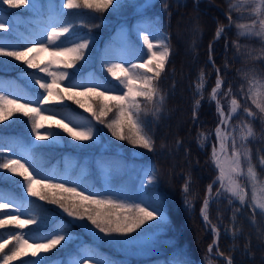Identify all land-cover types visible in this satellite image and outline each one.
<instances>
[{
	"label": "trees",
	"instance_id": "trees-1",
	"mask_svg": "<svg viewBox=\"0 0 264 264\" xmlns=\"http://www.w3.org/2000/svg\"><path fill=\"white\" fill-rule=\"evenodd\" d=\"M61 2L62 0H37V10L27 8V6H25L26 11L18 9L22 16L20 17L19 14L13 17L15 27L27 30L37 15L51 10L62 11L65 14L63 18L68 19L74 25L73 35L84 32L90 35L89 49H86L89 53L88 60L86 63L78 62V64L84 63V67L82 70L77 69L76 74L83 75L87 81L102 84L107 81L105 86H119L118 81L106 71L102 46L114 27L118 26L122 20L138 14V12L134 13L132 7V3L136 1L120 0V6H110L104 12L83 8L63 9L60 7ZM165 3L168 5L167 10L164 8ZM150 5L153 6L146 8L141 17L153 19L168 34L170 47L169 63L166 64L165 72L158 83V87L165 96L161 112L153 116L152 105L142 102L144 111L141 116L148 122V128L154 139V151L149 152L134 147L127 140H117L105 124L100 123L92 115V112L80 107L74 102L75 99L68 98L60 104L44 101L43 107L51 110L59 109L66 116L69 115L76 119L79 124H85L87 131L91 130L93 133L92 140H76L66 130L59 131L53 126L54 133L58 134L60 139L53 140L52 143L37 142L31 139L33 132L28 118L20 112H15L8 120L0 121V145L9 142L19 146L23 145L31 152L34 162L43 168L54 164L71 169L78 166L84 156L96 152L109 153L107 150L125 157L136 156L142 162L150 161L154 164L157 183L152 186L147 183L145 187L148 188V193H143L142 196L147 199L148 196L156 197L158 193L157 201L163 203L168 218L161 223L150 221L148 225L142 226L144 232L149 231L150 233L145 238L150 237L147 243L151 246L149 249L142 247L143 251L148 252L145 255L132 254L125 250L123 244L109 242L104 234L92 235L86 229V226L91 224L87 219L85 221L88 224L84 226L73 217H69L58 205L28 196L23 186V177L14 176L6 169H0V186L8 188L13 198L21 202L20 211L38 220L43 218L41 229H54L55 224L60 223L70 233L71 238L62 246L58 245L56 249L42 253L38 259L43 261V264L52 259H55L53 264H71L73 260L83 257L81 245L85 242L90 244L88 249L92 257H98L112 264H158L161 261L164 264H184V262L187 264H226L223 257L212 254L208 260H205V257L209 256L208 246L212 242L213 233L199 214L206 188L216 179L217 175L210 158V142L214 140L213 129L219 121V115L214 102H209V94L215 85L217 72L209 60V55L211 53L212 61L220 70L223 84L218 99L221 100L227 112L228 101L231 97L224 98L223 93L228 90V87L231 86L237 93L242 84H245V89H247L242 74L237 73L244 59L242 53L250 43L247 38L237 35V24L246 19V16L233 12V23L229 30L226 0H198L197 6L194 0H154ZM3 8L8 12L16 9H8L6 6ZM237 17L242 18L237 19ZM220 25L226 26V30L221 38L214 39ZM18 29H6L3 34L4 38H0L1 44L9 46L10 50L16 48V42L20 43ZM234 41H239L240 51L234 46ZM249 49L255 50L251 46ZM253 67L259 72H264L262 56L255 58L253 63L246 62L241 69L244 72ZM64 70L61 65L60 71ZM201 70L205 73L206 83L203 98L196 91ZM20 71L27 72L26 76L18 79L17 85L20 92L28 97L34 95V98L40 100L44 89L40 88V85L32 78V71L25 69L21 61L11 57H0V81L9 75H17ZM67 71L72 72L73 70L68 69ZM238 98L242 99L239 96ZM198 99L201 103L194 118V102ZM80 100L87 108L91 106L99 115L98 104L95 103L94 96L89 95ZM248 105L256 111L251 101H248ZM114 113L115 109L109 113L108 117L102 118L105 123L110 118H114ZM236 122L238 121L234 119L230 124ZM252 127L255 136L249 138L247 148L251 150L259 179L264 181V168L259 164V156L264 155V152L259 151L264 149V121L259 115L252 122ZM200 133L211 135L201 141L198 140ZM177 140L180 141L179 144L176 143ZM229 145H231V140H229ZM1 152L0 148V163H3ZM189 179L190 191L187 193V198L190 207H186V194L183 188L186 180ZM237 180L245 187L246 203H251L249 178L244 175L237 177ZM33 187L39 189V185L34 184ZM217 188L218 182L212 191L214 192ZM48 191H55L57 197L71 196L70 193H63L58 189ZM236 207H240L238 201L230 206L227 199H219L208 209L211 222L219 225L217 246L224 256L231 257L233 264H264V235L261 234L264 232V216L259 214V210H256L254 214L245 206L233 220ZM109 210L117 212L115 209ZM79 211L82 212L83 209ZM6 228L12 232H22V229L13 226ZM35 228V225H27L24 229L29 231ZM137 232L139 235L143 233L140 230ZM136 235L137 233L131 234V236ZM12 246L9 244L3 251H0V256L9 254ZM213 251H216L215 248ZM33 258L36 257H32L29 252L28 255L12 261L11 264H22V261H30Z\"/></svg>",
	"mask_w": 264,
	"mask_h": 264
},
{
	"label": "snow or ice",
	"instance_id": "snow-or-ice-1",
	"mask_svg": "<svg viewBox=\"0 0 264 264\" xmlns=\"http://www.w3.org/2000/svg\"><path fill=\"white\" fill-rule=\"evenodd\" d=\"M2 3L9 8H20L25 11L27 8L33 10H37L38 8L37 0H2ZM226 3L228 5L226 15L229 22L227 26L229 30L233 23L232 13L250 8L249 19H251V23L237 24V35L245 38L255 36L264 39V0H226ZM110 6H120V0H62L60 5L63 9L83 8L96 12H104ZM151 6L153 5H150L145 0L143 7L149 8ZM167 7L168 5L165 3V10H167ZM64 15L62 11L57 12L56 22L49 25L51 30L38 33L35 39L29 41L32 45L31 47L21 45L18 47L22 48V50H18L17 48L10 50L9 46L0 44V57H11L17 61H22L28 68L38 69L39 72L45 73L50 77L51 83L39 77H32L40 85V88L44 89L46 93L44 101H48L51 97L63 100L64 97L61 95V92L72 93V95L67 97L68 99H74L76 95L94 96L96 98L95 103L98 104L99 115H97V111L91 106L87 110L92 112V115L100 123L105 124V127L111 131L113 137L120 141L127 140L134 147L142 148L149 152L154 151V139L148 128V122L141 116L142 111H144L142 102L152 105L151 112L153 116H157L162 110L165 96L158 87V83L165 72L166 64L169 63L170 47L168 37L156 27L143 34L142 39L144 45L147 47L148 59L141 64L130 63V59H122L121 63L118 64H111L105 60L107 73L118 81L119 86H105L108 83L107 81L102 84L90 80L88 82L70 83L68 87L60 89L62 81L66 78L71 80L76 74L77 69H83L84 63L87 62L89 56L86 49H89L90 44L88 38L71 39L74 34V25L68 20L62 19ZM240 18L242 17H237V19ZM6 24H8V21L0 18V29L4 28ZM225 30L226 26H218L216 38H221ZM138 32H145V29L141 28ZM45 36L47 37L46 41L43 39ZM62 37L64 39H61ZM233 43L237 50L240 51L241 45L239 41H234ZM69 44L71 46H68ZM40 52H47L51 57L43 66L36 63V56L32 55V53ZM261 52L264 53V48L261 49ZM139 55L142 58L144 53L141 51ZM245 55L246 60H250L254 57V52L248 51ZM78 62L84 63L78 64ZM125 63L128 64V67L124 66ZM53 64L62 65L65 70H52L51 66ZM68 69H72L73 71L69 72L67 71ZM216 72L217 79L215 86L209 94V102L216 101L217 112L219 114V123L215 129L216 144L213 146L212 151V161L216 165L218 176L212 184L208 185L207 193L212 192L217 181L220 187L217 188L215 197L206 193L201 208V215L205 221V225H211V231L214 236L218 235L219 225L212 224L208 209L212 203L219 199H227L230 206L236 201L239 202L240 207L234 209L233 220L236 219L237 213L243 211L245 206L251 209L254 214L256 210H259V214L264 216V183H257V172L253 164V156L251 150L247 148L249 138L255 136L252 122L257 118V115L264 121V72H259L254 67L244 71L242 79L247 84V89H245V84H242L239 93L234 92L231 86L228 87V90L223 93L224 98L231 97L230 101H228L229 107L227 112L221 100L218 99L221 95L220 89L222 88L223 80L220 76V70L217 69ZM77 88H82L83 92L76 93L75 89ZM205 88V73L201 70L199 82L196 86V91L201 95V98H203V90ZM113 92L120 94L111 95ZM238 96L242 97V99L238 98ZM44 101H38V103H43ZM248 101H251L256 111L248 105ZM74 102L79 104L80 107H85L78 99ZM200 103L199 99L194 102V118L200 107ZM9 105L14 107H8ZM113 109H115L114 118H110L105 123L102 118L108 117L109 113L113 112ZM15 112H20L28 118L32 126V132L38 139L47 140L49 135L54 140L60 139L58 134L52 133L41 136L39 129L43 125L38 123L36 119L41 115V108L31 107L30 103L19 104L16 100H9L6 96L0 95V121L8 120ZM55 114L53 113V115ZM234 119L238 122L234 125L230 124ZM61 126L76 140L89 141L93 139L91 130L74 131L73 128H68L67 125L61 124ZM229 128L230 131L227 130ZM209 135L211 134L200 133L198 134V140H205ZM229 140H231V145H229ZM176 143L179 144L180 141L177 140ZM259 151L264 152V149ZM26 164H28L26 160L22 163L21 159H5L3 163H0V169H6L8 173L23 177V186L28 196L37 197L40 201H47L50 204L58 205L69 217H74L80 221L87 219L111 243H130L132 240L131 234L137 233L139 235L137 230L143 232L144 227L142 226L148 225V222L161 223L167 219L164 214L163 203H158L157 201L156 197H159L158 193L156 197L148 196L147 199L142 196L138 202H129L126 198L116 193L101 195L89 192L85 194L86 190L80 188L78 191L79 185L70 179H62L60 183H51V177L39 176L37 178L38 173L36 170L29 171L32 166L31 164L26 166ZM259 164L264 168V155L259 156ZM245 165L247 166L246 173ZM245 174L252 186L251 203H246L247 193L245 187L237 180V177H242ZM156 183L155 170L153 169L149 175L148 185L152 186ZM34 184L39 185V189L34 188ZM66 184H73V186L66 187ZM141 188L145 194L148 193V188L143 184ZM57 189L63 193H70L71 196L66 197L61 195L57 197L55 191H48ZM183 191L186 194L185 206L190 207V202L187 198V193L190 191V179L186 180ZM160 199L162 200V197ZM8 207H10L8 200L0 203V209ZM80 209H83V211H79ZM109 209H120L121 211L114 212ZM19 216V211L15 215L10 213L4 214V218L0 219V229H5L8 226L24 229L27 225L36 226L35 229H30V232L41 229L43 218L38 220L29 216L27 219H20ZM235 231H239V229H235ZM261 234L264 235V232ZM70 238L71 236L67 228H56L48 235L41 236H30L24 232L9 231L6 234H0V240L3 241L0 243V251H3L9 244L13 246L9 254L3 255L0 259H2V264H11L12 261L21 256L28 255V250H31L30 255L37 257V259L34 261H22V264H43V261L38 259L39 253H47L52 249H56L58 245L62 246ZM30 239L32 240L31 243H29ZM214 248L218 255L223 256L214 238L213 244L209 245V256H206L205 260L210 258V254ZM226 259L227 264H233L231 257H227ZM184 264H187V262H184Z\"/></svg>",
	"mask_w": 264,
	"mask_h": 264
},
{
	"label": "rangeland",
	"instance_id": "rangeland-1",
	"mask_svg": "<svg viewBox=\"0 0 264 264\" xmlns=\"http://www.w3.org/2000/svg\"><path fill=\"white\" fill-rule=\"evenodd\" d=\"M134 1V0H133ZM135 3H132L133 11L138 12V14L133 15L131 18L122 20L118 25H120L117 28L112 29V34L110 37V40L106 42V44L103 46L102 49V55L104 60H107L108 63L111 64H118L121 63L122 59L129 60L130 63L134 64H141L144 61L148 59L147 56V47L143 43L142 36L148 31H151L153 27L159 28L155 21L153 19H141L139 18L141 14L146 10L145 7H143L145 0H135ZM154 0H147L149 4H152ZM0 4H3L2 1H0ZM1 7V6H0ZM20 9V8H16ZM251 12L250 8L242 9L241 12H239L240 16H246V19H244L241 23L250 24L251 19H249V14ZM20 12L14 11V13H9L0 8V18L8 21V24L5 25L4 28L0 29V38L3 37V34L5 33V30L7 28H16L12 23L13 16L19 15ZM73 18H76V16H73ZM56 13L54 11H49L47 13H43L40 16H38L34 20L35 27L32 30V33L30 34L26 30H21V36L20 40L21 43L17 45L18 50H22V48H19L18 46L21 45H27L28 47H31L32 45L29 43V41L35 39L37 37V34L41 31H50L51 28L49 27L50 24L56 22ZM63 19V18H62ZM10 25V27H9ZM145 29V32H138L139 29ZM17 29V28H16ZM161 32H163L166 36L167 34L159 28ZM78 38H88L90 40V36L88 33L73 35L71 39L77 40ZM43 39L46 41L47 37H43ZM250 43L247 45L248 48L245 49L244 54L242 55L244 57L243 63L241 62V68L243 65L246 64V62L253 63V60L257 57L262 56V59L264 61V53L261 52V49L264 48V39H261L260 37H247ZM10 41H13L12 39H9ZM68 46H71L70 44ZM255 48L254 57L250 60H246V53L248 51H251L249 47ZM135 50V51H133ZM143 52L144 55L141 58L140 52ZM258 51V52H256ZM32 55L36 56V63H39L41 66L45 62H47L51 57L47 52H40V53H32ZM25 66L28 68V66L25 64ZM61 65L53 64L51 66L52 70L60 71ZM125 67H128V64L125 63ZM234 67V66H233ZM238 70V74H242V69ZM32 69V68H28ZM34 71L38 72V69H33ZM143 71V70H141ZM25 73L20 72L18 73L17 77L23 76ZM41 78L40 76H36ZM72 77L71 80L65 79L60 84V89L68 87L70 83H79L81 80L78 78ZM48 83H51V78L47 76V78H44ZM247 85V84H246ZM247 88V87H246ZM54 90H56L54 88ZM103 90V89H101ZM76 93L83 92L82 88L75 89ZM18 88L16 87V80L13 76L6 77L2 81H0V95L6 96L9 100H16L17 102L20 101V96L17 94ZM120 93L113 92L111 95H118ZM46 93L43 94L42 98L44 99V96ZM61 95L64 97L63 100H60L56 97L49 98L50 101L55 103H63L65 102V99L72 95V93H64L61 92ZM89 95H76L74 97L75 100H80L82 98H85ZM81 101V100H80ZM29 103H36V102H30ZM81 103H83L81 101ZM84 104V103H83ZM85 105V104H84ZM9 105L8 107H10ZM40 108L42 109L41 115L38 116L37 122L43 125L42 128L39 129L41 136L46 135L47 133L55 134L53 131V128H51V125H54L55 127L59 128L60 130H65L64 127L61 126L67 125L68 128H73L74 131L76 130H83L87 131V127L85 124H79L78 121L74 118H68L66 117V114L59 110V109H46L43 106L40 105ZM83 109H87L86 105L85 107H82ZM53 113H56L53 115ZM59 122V123H58ZM237 123V122H236ZM236 123H232L233 125ZM75 126V127H74ZM31 139L41 142V143H49L52 142L54 139L51 135L48 136L47 140L38 139L37 136L33 133V137ZM25 141V140H24ZM239 143V141H237ZM2 155L4 160L5 159H21V162L24 163L25 160L28 162V164H31V168L29 171H32L33 169L36 170L38 173V176H48L51 177V183H60L62 182V179H70L74 181L79 187L77 190L79 191L80 188H84L85 194L91 193H99L101 195H107L111 193H116L121 195L122 197L126 198L129 202H138L139 199L143 195V190L141 188V185L147 183L148 179L147 177L152 173L154 166L152 164L148 165L147 170L140 174V165H136L135 162H138L140 158L134 157H122L119 153H113L111 150H107L109 153H93L89 156H86L81 163L76 166L75 168H71L69 171L64 170L67 169L64 166H50L48 168H38L35 166V164L32 163V157L28 150L22 145V147L14 148L12 143H8L5 145H1ZM7 149V150H4ZM114 150H117L113 148ZM97 156H94V155ZM127 160H131L132 162L127 164ZM26 164V166H28ZM103 167V170H100L99 167ZM245 167V173H246V165ZM14 176H17L13 174ZM247 177V175L245 174ZM259 181L258 174H257V183ZM260 183H264V181H261ZM73 184H66V187H71ZM250 190L252 192V186L251 182L249 184ZM10 190L8 188L0 187V203H4L5 200H8L10 202V207L8 208H2L0 209V219L4 218V214L10 213L12 215H15L17 211H19L17 208H15L18 204L13 198V196L10 194ZM252 195V193L250 194ZM16 205V206H15ZM14 207V208H13ZM121 211L120 209H117V212ZM20 212V211H19ZM29 216L26 214H23L20 212V219H27ZM74 218V217H73ZM74 220L78 221L79 223L86 226L88 222L85 220L80 221L74 218ZM63 228L60 223L55 224V228ZM86 229L91 232L92 235L99 236L103 233H99L97 229H95L91 224L86 226ZM52 229H41L39 231L30 232L28 230H22V232L29 234L30 236H41V235H48L51 233ZM8 232L7 229H4L0 232V234H6ZM148 234V231L147 233ZM132 240L130 243L123 244V247L125 250L130 251L132 254H138L139 256L145 255L147 252L143 251V248L148 249L149 244H147V241L150 239L144 238V232L141 235H136V238L134 236H131ZM2 241V240H0ZM32 240H29V243H31ZM46 242V241H42ZM88 243H84L81 248L83 252L86 254L85 260L76 262L75 264H106L105 260L101 259H95L94 261H91V256L89 254V250L87 249ZM145 250V249H144ZM31 252V250H28ZM43 253V252H42ZM42 253L38 254V257L42 255ZM52 261H48L46 264H51Z\"/></svg>",
	"mask_w": 264,
	"mask_h": 264
},
{
	"label": "water",
	"instance_id": "water-1",
	"mask_svg": "<svg viewBox=\"0 0 264 264\" xmlns=\"http://www.w3.org/2000/svg\"><path fill=\"white\" fill-rule=\"evenodd\" d=\"M216 102V101H215ZM215 240H216V242H217V239H216V237H215Z\"/></svg>",
	"mask_w": 264,
	"mask_h": 264
},
{
	"label": "bare ground",
	"instance_id": "bare-ground-1",
	"mask_svg": "<svg viewBox=\"0 0 264 264\" xmlns=\"http://www.w3.org/2000/svg\"><path fill=\"white\" fill-rule=\"evenodd\" d=\"M157 28V27H156Z\"/></svg>",
	"mask_w": 264,
	"mask_h": 264
}]
</instances>
